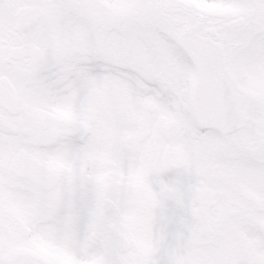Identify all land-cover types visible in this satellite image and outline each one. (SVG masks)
<instances>
[{"label":"snow or ice","instance_id":"6c2138e0","mask_svg":"<svg viewBox=\"0 0 264 264\" xmlns=\"http://www.w3.org/2000/svg\"><path fill=\"white\" fill-rule=\"evenodd\" d=\"M0 264H264V0H0Z\"/></svg>","mask_w":264,"mask_h":264}]
</instances>
